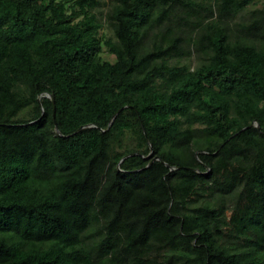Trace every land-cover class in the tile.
<instances>
[{
	"label": "trees",
	"instance_id": "1",
	"mask_svg": "<svg viewBox=\"0 0 264 264\" xmlns=\"http://www.w3.org/2000/svg\"><path fill=\"white\" fill-rule=\"evenodd\" d=\"M104 1L0 0V264H264L263 0Z\"/></svg>",
	"mask_w": 264,
	"mask_h": 264
},
{
	"label": "rangeland",
	"instance_id": "2",
	"mask_svg": "<svg viewBox=\"0 0 264 264\" xmlns=\"http://www.w3.org/2000/svg\"><path fill=\"white\" fill-rule=\"evenodd\" d=\"M262 3H264V0L262 1ZM108 7H109V1L105 0L103 6L100 8V12L105 13L108 10ZM103 21H105V20L103 19ZM103 33H106L108 36L111 35V32L107 27L103 30ZM103 58L105 60H111L113 58V56L107 51V49H105V51L103 53ZM154 85L159 90H166L167 89V86L165 85V83L162 80H155ZM231 216H232V212L229 211L228 217L231 218Z\"/></svg>",
	"mask_w": 264,
	"mask_h": 264
},
{
	"label": "water",
	"instance_id": "3",
	"mask_svg": "<svg viewBox=\"0 0 264 264\" xmlns=\"http://www.w3.org/2000/svg\"><path fill=\"white\" fill-rule=\"evenodd\" d=\"M49 97L52 99L53 103L55 104V99H54V97H52V96H49ZM118 114H119V113H118ZM118 114H116L115 117H116ZM115 117H114V118H115ZM257 126H258V125H257ZM258 127H259V126H258ZM58 134H60V133L58 132Z\"/></svg>",
	"mask_w": 264,
	"mask_h": 264
}]
</instances>
